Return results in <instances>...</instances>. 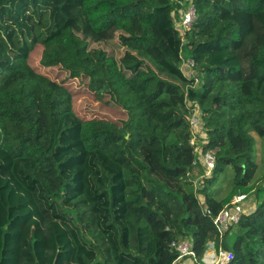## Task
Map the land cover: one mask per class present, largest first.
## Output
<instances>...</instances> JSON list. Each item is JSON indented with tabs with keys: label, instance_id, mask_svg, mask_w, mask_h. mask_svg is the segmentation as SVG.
I'll use <instances>...</instances> for the list:
<instances>
[{
	"label": "trees",
	"instance_id": "1",
	"mask_svg": "<svg viewBox=\"0 0 264 264\" xmlns=\"http://www.w3.org/2000/svg\"><path fill=\"white\" fill-rule=\"evenodd\" d=\"M189 4L196 20L181 36L176 24ZM83 19L113 48L146 55L178 81L132 53L122 70L89 50L74 32ZM41 69L81 80L98 105L91 117L76 112L67 82ZM195 109L204 136L197 145L217 152L202 188L195 179L204 166H193L191 145ZM253 133L264 140V0H0V198L8 199L0 200V264H56L60 256L69 264H172L171 243L188 239L202 261L218 233L198 196L216 216L253 192L256 209L224 247L230 264H264ZM229 168L233 184L218 200L213 187ZM11 209L27 214L17 227L33 225L21 253L10 247Z\"/></svg>",
	"mask_w": 264,
	"mask_h": 264
},
{
	"label": "rangeland",
	"instance_id": "2",
	"mask_svg": "<svg viewBox=\"0 0 264 264\" xmlns=\"http://www.w3.org/2000/svg\"><path fill=\"white\" fill-rule=\"evenodd\" d=\"M185 9H187V7ZM74 32L88 44L89 50H102L106 52L108 56L114 57L119 62L122 70H125V68L122 66L121 60L125 58L129 53H132L143 61L144 63L143 68H151L162 78L174 82L178 81L172 78L171 76H169L168 74H166L162 69L157 67L146 55L133 53L125 48L122 49L113 48L108 43H106L102 38H100L98 35H96L89 29V26L85 21V19H83V23L75 27ZM37 65L40 66V63L37 62ZM41 71L42 73L45 72L47 75H50L51 79L53 80L58 79V82L60 83L67 82L66 86H69V88L72 89L71 91L74 96L76 112L82 117H86V118L91 117V115L87 111H89L92 108H96L98 105L95 103L93 97L89 95V90L86 88V86L81 80L70 82L66 79L65 75L59 76V74L57 73L46 72L43 69H41ZM126 72L130 75V72L128 71ZM103 110H104V114L109 116L108 117L109 119H113L115 117L116 120L119 121L120 115L118 111H114V110H112L113 112L109 111L108 107L103 108ZM98 117L103 118V116L101 115H98ZM253 135L255 136L257 141V162L259 164V171L256 174V183L262 185L264 184V140H261L254 133ZM233 179H234V169L229 168L227 172L225 174H222L216 181L212 190L214 193V197H216L219 200L225 198L229 194L230 188L233 184ZM262 195L263 193L261 194V196ZM0 200L8 201L7 196L5 194L1 195ZM257 200H258L257 194L256 192H254L252 195H250L249 199L243 203V207H245V205H247L249 202L254 203ZM26 217L27 214L25 212H20V211L15 212L13 209H11L10 218H12L13 220L14 227H12L13 236L10 242V247L13 253L23 252V250L25 249L28 243V238L31 233V229L33 227L32 223L29 222V224L21 227H17L16 225L17 222L22 223ZM18 218L20 219V221H18ZM0 222L1 224H4L7 222V219L3 217ZM50 236H51L50 255L51 257H53L56 250L55 237L57 236V229H53V231L50 233ZM236 239H237V232H236V228L234 227L230 230L229 234H227L225 239V244L227 245L228 248L231 249L235 244ZM56 264H69V263L66 261L65 258L60 256V258H57Z\"/></svg>",
	"mask_w": 264,
	"mask_h": 264
},
{
	"label": "built area",
	"instance_id": "3",
	"mask_svg": "<svg viewBox=\"0 0 264 264\" xmlns=\"http://www.w3.org/2000/svg\"><path fill=\"white\" fill-rule=\"evenodd\" d=\"M181 13V21L176 24V27L178 28L181 36H184L191 30V27L196 20V8L193 4H189L187 9L182 10ZM188 63L191 67L194 65L191 60H189ZM197 112L198 110L195 109L194 114L190 118L191 133L193 135L191 145L196 147L195 154L197 157L193 166H197L198 161L204 166L205 175L195 180L196 188H202L204 179L211 177L212 172L216 167L217 152L215 150H210L202 153L201 147L197 145L198 137L201 135L203 136L201 119L199 118V112ZM198 197L199 202L203 207L204 215L213 219V224L218 233V240L207 243L205 255L202 261H200L196 251L194 250L192 240H174L171 243L170 248L177 254V258L172 264H230L234 259V254L232 251L225 249V238L227 234H229L230 230L240 223L243 216L247 215L245 207H243V203L248 198V195H236L216 216H213L212 211L205 206V199L203 196Z\"/></svg>",
	"mask_w": 264,
	"mask_h": 264
},
{
	"label": "crops",
	"instance_id": "4",
	"mask_svg": "<svg viewBox=\"0 0 264 264\" xmlns=\"http://www.w3.org/2000/svg\"><path fill=\"white\" fill-rule=\"evenodd\" d=\"M196 173H197L198 175H200V170H197ZM197 178H199V176H197L196 179H197ZM196 179H195V180H196ZM253 193H254V192H253ZM253 193H251L250 195H252ZM250 195H248V198L246 199V201L249 199ZM198 198H199V197H198ZM218 200H219V199H218ZM220 200H221V199H220ZM257 204H258V200L255 201L254 203H250V202H249L247 205H245L246 214L249 215V214L253 213L254 210L256 209Z\"/></svg>",
	"mask_w": 264,
	"mask_h": 264
}]
</instances>
